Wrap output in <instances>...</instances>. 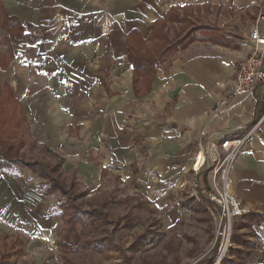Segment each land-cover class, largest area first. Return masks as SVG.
<instances>
[{
	"label": "crops",
	"instance_id": "crops-1",
	"mask_svg": "<svg viewBox=\"0 0 264 264\" xmlns=\"http://www.w3.org/2000/svg\"><path fill=\"white\" fill-rule=\"evenodd\" d=\"M256 10L255 0H0V22L11 17L23 29L8 39L14 56L0 83L18 100L30 139L85 192L78 203L116 177L146 196L158 218L188 205L200 210L194 192L206 178L192 171L199 132L215 141L239 136L264 114V84L232 93ZM105 12L114 21L108 33L100 30ZM184 23L205 25L196 33L206 37L135 68L129 48L156 60L160 35L174 38L179 31L170 27ZM38 26L39 39L30 42ZM242 148L233 189L264 215V119ZM58 194H44L43 180L29 168L13 164L0 173V250L3 235L22 247L10 264L27 254L35 264L51 261L54 246L60 264H81L70 253L102 250L97 239L96 248L74 249L81 239H95L85 230L99 220L83 231L71 226L60 215ZM262 239L253 264H264Z\"/></svg>",
	"mask_w": 264,
	"mask_h": 264
},
{
	"label": "rangeland",
	"instance_id": "rangeland-1",
	"mask_svg": "<svg viewBox=\"0 0 264 264\" xmlns=\"http://www.w3.org/2000/svg\"><path fill=\"white\" fill-rule=\"evenodd\" d=\"M171 27L170 30L179 31L176 35H182L191 26L184 23L178 28L175 25ZM9 48L12 55H9ZM13 56L9 40L0 41V72L7 68ZM23 120L18 100L10 92V87L0 83V140L14 144L12 155L26 160L44 158L51 162V166L54 165L57 159H48L51 155L45 147L30 139ZM63 182L69 184L70 179L66 177ZM122 183L116 177L105 179L104 185L89 200L79 201L85 210L101 207L107 222L100 221L97 227L85 230L86 236L100 240L102 250L70 253L73 260L81 264H195L211 257L207 264H222V258L238 259L236 252L241 254L239 249H242L244 257L241 263H254L256 248L264 238L263 214L250 211L248 216L236 219L230 242L224 243L203 205L200 210L184 206L189 210L158 218L157 212H154L156 207L146 196L141 195L133 185ZM57 196L55 202L63 198L61 194ZM187 201L189 198H185L183 203ZM252 213L258 215L253 217ZM240 237L247 239L248 248L241 244ZM53 250L52 260L42 258V264H60L61 252L55 246ZM24 258L13 259V264H35V259L29 254Z\"/></svg>",
	"mask_w": 264,
	"mask_h": 264
},
{
	"label": "built area",
	"instance_id": "built-area-1",
	"mask_svg": "<svg viewBox=\"0 0 264 264\" xmlns=\"http://www.w3.org/2000/svg\"><path fill=\"white\" fill-rule=\"evenodd\" d=\"M257 10L255 22L251 28L247 43L249 53L240 60L236 70L232 93H251L260 84H264V31L259 25L264 22V0H255ZM100 30L108 33L113 25L112 19L105 12L100 18ZM226 98H222V104ZM264 119V114L254 125L246 127L242 134L231 138L215 141L213 135L205 130L199 132L200 139L197 143V152L194 156L192 171L197 176L206 178L205 185L194 192L197 203L203 205L218 230L224 243H229L233 225L238 218L244 217L250 208L246 207L233 189L232 170L234 162L246 140L252 136L254 130ZM220 259L218 258L217 262Z\"/></svg>",
	"mask_w": 264,
	"mask_h": 264
},
{
	"label": "trees",
	"instance_id": "trees-1",
	"mask_svg": "<svg viewBox=\"0 0 264 264\" xmlns=\"http://www.w3.org/2000/svg\"><path fill=\"white\" fill-rule=\"evenodd\" d=\"M206 28L205 25L198 24V26H192L189 29H187L184 34L177 35L174 38L168 39L165 35H160V38H163L160 43V49L157 50L158 56L156 60L147 57L146 52L139 53L136 50H133L131 48L128 52V56L130 61L135 64V68H139V66L143 65V61H147L151 64H156V62L159 59H164L165 55L170 52L171 50H179L185 47V45L192 39H195L197 37H206L203 33L197 34L196 32L199 31V29ZM22 27L11 17L5 18L2 22H0V41H2V36L4 35V41L10 40V36L12 37H20L22 33ZM41 31V27L38 26L34 31H32L31 35L29 36V41L34 42L37 39H39V34ZM216 41H220V38H215ZM221 42V41H220ZM9 55H12L11 48H9ZM147 57L148 59H144ZM153 66V65H152ZM151 68V67H150ZM2 143V147L0 148V173L3 172L6 168L11 167L13 164L20 165L25 168L31 169L32 172H34L38 177H40L43 180V192L44 194H53L55 192L61 194L63 198L59 200L58 208L61 217L67 221L71 226L76 227L77 224L82 226L81 231L84 230V227H87L88 224L95 226V220H99V222H107L105 216L106 213L103 210L93 209L90 211H85L82 209L81 204L77 202V199L79 197H83L85 192L79 189L78 182L75 181V178L68 177L70 179V183L63 182V180L66 181V175L63 174L62 169L60 168L61 163L58 158H56L55 155H52V157L55 158L56 162L54 165L51 166V162H49L47 159H22L21 157L17 155H12L13 150L15 149L14 144L4 143L0 140ZM47 153H50L51 151L46 150ZM247 215V214H246ZM245 215V216H246ZM253 217L257 216L258 214L252 213ZM248 216V215H247ZM3 239V248L0 250V264H10L11 258L13 256H16V254H19L22 251V247L20 243L17 242H5L6 236H2ZM242 239V237H240ZM82 243L74 247V249H78L81 247L88 248H96V242L98 243L96 239H81ZM241 244H243L244 247L248 248L249 246L247 243V239L240 241ZM73 249V250H74ZM236 252L238 254V259H229V258H222V264H243L241 263L243 257H244V251L242 249H239ZM210 258L208 257L205 260H200V262H195V264H207L210 262ZM253 262V261H252Z\"/></svg>",
	"mask_w": 264,
	"mask_h": 264
}]
</instances>
